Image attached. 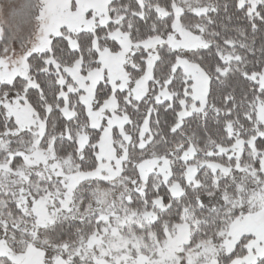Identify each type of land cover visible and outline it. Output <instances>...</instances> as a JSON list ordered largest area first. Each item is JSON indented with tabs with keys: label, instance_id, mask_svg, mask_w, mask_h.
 <instances>
[{
	"label": "snow or ice",
	"instance_id": "6c2138e0",
	"mask_svg": "<svg viewBox=\"0 0 264 264\" xmlns=\"http://www.w3.org/2000/svg\"><path fill=\"white\" fill-rule=\"evenodd\" d=\"M0 264H264V0H0Z\"/></svg>",
	"mask_w": 264,
	"mask_h": 264
}]
</instances>
